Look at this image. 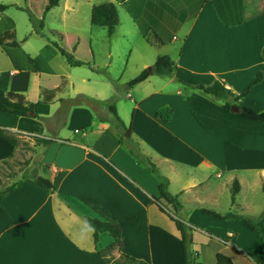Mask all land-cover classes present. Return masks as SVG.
<instances>
[{
    "label": "crops",
    "instance_id": "1",
    "mask_svg": "<svg viewBox=\"0 0 264 264\" xmlns=\"http://www.w3.org/2000/svg\"><path fill=\"white\" fill-rule=\"evenodd\" d=\"M69 4L60 0L56 8ZM118 5L130 35L154 50L146 52L138 43L135 73L161 56H168L175 69L169 76L152 75L126 92L121 89L129 82L122 80L126 68L120 69L118 78L110 76L105 83L109 99L99 100L97 93L68 98L70 116H56L59 97L44 102L39 90L29 93L27 78L40 74L42 66L23 53L17 41L0 39V90L39 103L43 124L36 126L40 119L34 117L0 113V129L54 141L40 156L39 167V175L54 190L40 189L27 179L0 202V264H104L97 252L113 240L100 233L95 242L87 219L121 229V254L143 264H181V236L170 217L189 228L188 251L196 263L216 264L222 254L233 264H253L264 256L258 233L228 230L220 238L191 231L199 229L194 221L201 210L247 219L244 213L251 203L241 196L264 185V124L244 121L233 111L238 106L264 109V0H119ZM145 34L158 42L148 44ZM11 42L18 46H8ZM43 65L56 75L47 62ZM257 73L260 82L238 98ZM199 85L226 97L218 100ZM110 101L131 131L129 139L114 123ZM14 151L0 138V163ZM162 179L168 182V192L178 196V215L159 208L165 203L158 193ZM224 195L230 202L228 212L211 208L219 207ZM244 238L254 239L255 246ZM199 244L210 252L195 255Z\"/></svg>",
    "mask_w": 264,
    "mask_h": 264
},
{
    "label": "rangeland",
    "instance_id": "2",
    "mask_svg": "<svg viewBox=\"0 0 264 264\" xmlns=\"http://www.w3.org/2000/svg\"><path fill=\"white\" fill-rule=\"evenodd\" d=\"M69 1L70 4L66 5L65 8L63 6L53 8L45 14L48 0H0V5L7 7L3 13H0L4 14L0 16L2 17L0 28L3 30H1L2 36L0 39L4 37L17 41L21 51L31 56L30 58L36 59L37 63L42 66L40 74L31 73L27 78V89L29 93L35 92L36 89L39 90L42 93L43 101L49 95L59 97L62 102L56 103L58 109L56 116H70L69 112H71L73 106L68 98L73 99L79 95L86 96L97 93L100 94L101 99L99 100L109 99L111 95L109 88L106 90L105 83H107L106 81L109 80L110 76L114 79L118 78L120 69L126 68L122 80L130 81L135 78L137 74L134 71L133 64L137 57L136 48H138V43L146 52L154 51L145 42L130 35L128 20L124 11L118 5L119 0H106L114 4L119 11L118 19L120 23L111 37L107 35L106 29L94 27L90 24L92 6L104 3L105 0ZM28 13H31L37 21L42 20L44 37L35 35ZM123 35H127L126 39L128 41L122 38ZM53 43L59 44L73 56L75 61L81 62L82 66H69L53 46ZM45 46L48 47V52L44 50ZM129 50H133L132 53ZM109 51L112 52L111 56H108ZM22 52H20L21 56H23ZM16 54L18 55V52ZM140 54H143L142 51H140ZM44 62L52 67L56 75H51L47 71L48 69L43 65ZM114 85L119 87L116 81ZM58 88L63 89V93H59ZM121 89L126 92V83ZM28 96L31 97L29 94ZM81 106H86V104L81 103ZM92 108L94 107L92 106ZM40 112L44 113L46 111L41 109ZM38 119L40 120H37L39 122H36V126L41 127L43 125L41 123L42 118L39 117ZM40 152L41 149L32 150L28 148L24 154H19L18 159L22 164L14 167L15 175L11 178L1 174L3 184L8 187L18 182L26 171H31L34 163L40 157ZM24 163L27 164L26 167H23ZM2 189L0 188V190ZM243 197L251 203V208L244 213L245 217H248L247 219L257 220L261 214H264V192H262V189H248L241 196V199ZM220 199V206L216 209L215 207L211 208L219 212H228L229 199L225 195L221 196ZM162 208L166 212L174 214L167 204L164 203ZM194 222L198 224L199 229L192 230L191 233H197L201 237H206L201 233H209L211 236L217 235L220 237L228 230L236 234L255 233L254 231H248L249 229L243 223L233 222L231 219L220 220L204 215L201 211L198 219H195ZM240 239L243 240V237ZM244 240L255 246L254 239H251V242H249V238H244ZM200 251L209 253L210 249L207 250L204 245L199 244L195 253H193L196 255Z\"/></svg>",
    "mask_w": 264,
    "mask_h": 264
},
{
    "label": "trees",
    "instance_id": "3",
    "mask_svg": "<svg viewBox=\"0 0 264 264\" xmlns=\"http://www.w3.org/2000/svg\"><path fill=\"white\" fill-rule=\"evenodd\" d=\"M126 0H121V2H125ZM60 0H48L47 5L45 7L44 13H48L51 9L58 7ZM7 7L0 5V11H4ZM29 14V21L32 25L33 32L37 35H41L43 31V23L42 20L37 21L31 13ZM90 24L94 27L104 28L107 31V35L109 37L113 36L116 31L117 26L119 25L118 12L114 4L105 2L101 4H97L92 6L90 12ZM144 38L148 44H156L158 40L154 35L152 37L148 36V34L144 35ZM10 47L18 46V43L11 42L8 43ZM53 46L58 50L60 56L65 60V62L71 67H79L81 63L76 62L73 56L67 52L64 48H62L59 44L53 43ZM175 66L173 61L168 56L158 57L155 63L141 71L135 78L130 80L126 84L127 89H132L136 85L142 83L150 76H169L174 71ZM262 79V75L257 73L251 83L246 87V89L238 96V98L245 97L250 90L257 85ZM202 90L205 94L211 95L212 97L221 100L226 97L223 92H212L205 90L201 85L197 87ZM228 93V92H227ZM54 95H49L45 98L44 102H48L52 100ZM39 103H30L28 102L24 96L19 95L13 92H4L0 90V113L15 116V117H25L31 118L32 115L34 118L38 117V108ZM224 107L228 110L231 109L230 106L224 105ZM237 109L236 115L248 122H259L264 124V109H254L252 107L246 106H238L235 107ZM110 112L113 117V121L116 126L119 127L120 130L125 132V138L129 139L131 131L126 129L118 115L116 114L115 107L113 101H110L109 105ZM30 135V136H29ZM29 137V139H25L22 137ZM0 138L6 143L10 144L14 147V153L8 158L0 163V202L8 197L11 193H13L16 189L20 188L25 180H32L37 187L46 191H53L54 187L51 182L39 175V167L40 157L34 163L33 169L31 171H26L21 179L6 187L5 184L1 181V174L11 178L15 175L14 167L16 165L22 164L18 159V154H24L28 148L41 149L40 156L45 154L49 147L54 143V141L41 138L38 136H33L31 133L28 134H20V133H12L3 129H0ZM27 164L24 163L23 167H26ZM262 192H264V185H262ZM158 193L159 200L164 201L168 206L171 207L173 213L178 215L182 210V205L178 200V196H172L168 192V182L166 179H162L158 184ZM237 194V185L234 184V188L232 189V201L234 196ZM162 212L165 210L160 206L159 207ZM204 215L212 216L214 218L225 220V219H236L240 220L244 226L250 231L257 232L260 239L264 241V214L257 220L250 219H242L239 217H235L233 215L221 216L215 212L201 210ZM171 220L175 223L176 229L179 231L182 241V249H183V260L181 264H200L196 263L195 258L192 253L188 251V245L191 244V236L189 235V228L180 220L170 217ZM87 224L93 230V238L94 241L97 242L98 236L100 233H107L113 240V243L104 250L98 251L97 255L102 260L104 264H143L142 261L132 258L130 256L124 255L120 253L122 248V231L121 229L113 224L107 222H101L98 220L87 219ZM114 253H117V256L114 257ZM264 261V256L260 259L254 261L253 264H260ZM216 264H233L230 258L225 255L219 254L216 256Z\"/></svg>",
    "mask_w": 264,
    "mask_h": 264
},
{
    "label": "water",
    "instance_id": "4",
    "mask_svg": "<svg viewBox=\"0 0 264 264\" xmlns=\"http://www.w3.org/2000/svg\"><path fill=\"white\" fill-rule=\"evenodd\" d=\"M233 111H234V112H237V109L235 108V109H233ZM32 117H33V115H32Z\"/></svg>",
    "mask_w": 264,
    "mask_h": 264
}]
</instances>
